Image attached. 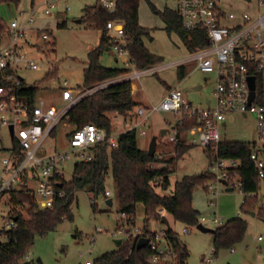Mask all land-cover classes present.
<instances>
[{"label": "rangeland", "instance_id": "obj_1", "mask_svg": "<svg viewBox=\"0 0 264 264\" xmlns=\"http://www.w3.org/2000/svg\"><path fill=\"white\" fill-rule=\"evenodd\" d=\"M33 1L38 5L40 0H20L17 5L0 4L2 24L7 27L14 18L19 22L24 21L31 13ZM149 1L158 10L164 8L167 3L166 0ZM255 3L256 0H251V2L220 0V7L226 13L252 15V11L256 10ZM64 4L69 7L66 13L62 9ZM94 5H96V0H63L57 15L53 14L51 17L36 22V27L47 31L49 38L46 41L30 38V43L35 45V48L20 43L26 57L35 61L38 66L36 71L22 73L25 87L36 89L39 96L58 97L62 82L66 81L73 91H84L79 87L82 84V72L87 62V53L98 45L100 31L82 22L81 18L84 9ZM20 12L23 13V17L18 16ZM260 12H264V7L260 9ZM138 18L142 25L149 28L151 40L146 39L148 49L154 56L161 58L162 63L153 66L155 71L147 77L133 81L138 86V91L133 92H138L133 96L134 99L138 100L141 97L148 106L153 107L162 101L168 88H179L190 90L184 94V97L197 108L202 109L206 101H213L212 93L217 85L214 74H202L194 71L192 65H186L187 74L183 80L178 81L176 68L156 70L160 65L164 66L185 58L188 54L187 49L176 34L168 35L162 30L160 20L152 15L144 1L139 4ZM57 22H63L64 26L57 28ZM101 64L107 68L123 66L121 63L115 65L113 57L108 52L102 55ZM257 79V98L264 106V73H258ZM196 87L200 89L192 90ZM129 114L128 116H131ZM107 117L110 119L112 132L118 134L124 130V127L120 125L123 118L116 120L117 114H107ZM178 119L179 116L170 112L152 113L148 125L140 126L137 132L138 148L147 151L151 140L155 138V155L162 161L172 157L174 143L170 141V137L174 134L172 129ZM72 129L70 125L59 124L55 129V137L51 136L46 139L42 151L52 153L65 149ZM162 130L166 131L164 136L160 135ZM174 131L176 133L175 129ZM180 138L186 146L190 147V150L173 166L175 170L169 178L171 186L184 176L200 173L212 174L214 180L208 183L205 189L196 187L193 190L191 204L192 208L199 213L197 218L217 217L223 224L234 218H240L246 222V232L240 242L228 248H220L213 254L212 234H203L195 227L175 222L167 215L168 227L188 251L187 264H264V217L258 215V210L264 206V180L259 179L258 193L255 198H252L253 202L250 207L243 211L241 205L244 196L237 185L232 187L236 178L232 177V182L226 186L232 187V191H227V188L220 184L216 175L213 174L212 163H208L202 149L191 144L187 131L182 132ZM220 140L264 144L258 141L256 122L252 115L244 118L239 114H227L220 129ZM10 147L11 139L6 128H3L0 131V161L10 157L8 151ZM72 171L73 164L70 163L66 167L64 179L70 180ZM31 187L33 188V185ZM170 190L163 194L167 195ZM105 192L109 193L108 198L103 195L98 196L93 201L94 209L91 206V195L86 191L77 192L71 206L73 221H65L54 231L35 238L27 253L33 263L37 260L40 264H85L87 261L92 263L101 255L115 251L117 249L115 241L124 242L127 237L134 238L133 226L127 225L128 228L119 229L121 216L115 196V185L110 173L106 176ZM157 192L161 193L158 189ZM107 200H111L110 206L106 204ZM8 211L5 199L2 198L0 200V228L6 223L5 218ZM151 221L152 219L146 227L147 230L153 228L159 232L167 228L162 224H151ZM134 226L139 227V230L142 228L145 230L141 206H138L136 210ZM183 228H188L190 233L182 234ZM211 229L215 230L216 227H211ZM258 237L261 241H257Z\"/></svg>", "mask_w": 264, "mask_h": 264}, {"label": "built area", "instance_id": "obj_2", "mask_svg": "<svg viewBox=\"0 0 264 264\" xmlns=\"http://www.w3.org/2000/svg\"><path fill=\"white\" fill-rule=\"evenodd\" d=\"M63 0H40L38 5L32 2L31 13L22 22L16 18L9 25L4 26L0 34V79L6 84L0 86V131L6 128L11 139L8 149L10 157L0 161V200L5 192L23 188L31 191L35 204L39 209L52 207L56 195L57 180L64 178L68 164L89 162L92 159L94 148H105L110 151L117 147L119 134L107 132L92 124H87L74 130L68 137L67 147L63 150L45 153L42 147L48 137L55 132L67 112L82 98L92 95L108 85L118 82L114 79L103 82L91 89L73 91L66 81L62 82L58 97L39 96L38 93L32 104L28 100L16 97V88L23 82L22 73L36 71L35 61L26 57L21 42L26 46L34 47L30 38L42 41L49 38L47 31L36 27L38 20L57 15L60 3ZM119 0H96L97 5L108 14L117 11ZM170 10L176 13L179 27L186 34L195 32L203 35L208 45L197 47L183 59L166 65H160L156 70L164 68H180L192 65L194 71L202 74H214L217 85L212 93L213 101L200 109L192 105L184 97L179 88L169 90L162 101L149 109L138 107L134 111L137 126L148 125L149 117L154 112H170L179 116L176 125L183 120H195L197 124L187 130V135L202 148L215 145L220 141V129L227 114H239L247 118L254 116L258 132V141L264 142V106L254 101L248 104L249 89L247 79L257 76L253 72L264 73V7L263 0H256L255 15L242 13H226L220 7V0H168ZM251 2V0H249ZM69 10L67 4L63 8ZM41 10V11H39ZM23 17V13L18 14ZM59 22L56 23V26ZM105 34L108 39L110 52L121 61L129 73L122 80H137L141 76L152 73L153 67L145 70H136L129 61L125 50L124 24L119 20L108 21L105 25ZM256 92V91H255ZM175 125V126H176ZM170 141L176 143V133ZM18 147V152L12 149V144ZM250 160L255 166L256 174L264 180V144L253 142ZM212 172L218 182L228 179L229 169L236 168L239 163L233 160L216 159L212 162ZM33 185V188L31 187ZM238 186V183L235 182ZM227 186V185H226ZM231 188V187H229ZM108 198L109 193H105ZM157 220L151 224H162L166 218L164 209H157ZM119 229L128 228V216L120 214ZM168 221V220H167ZM135 225V222H134ZM129 226L134 229V237L148 240L146 248L152 252L150 264H176L173 249L165 236V230ZM163 225V224H162ZM205 228L220 227L223 223L217 218H197V225ZM7 229L14 227L13 222H6ZM190 233L188 228L182 229V234ZM257 241H261L258 237ZM232 251V250H231ZM22 264H37L28 257ZM85 264H92L90 261Z\"/></svg>", "mask_w": 264, "mask_h": 264}, {"label": "trees", "instance_id": "obj_3", "mask_svg": "<svg viewBox=\"0 0 264 264\" xmlns=\"http://www.w3.org/2000/svg\"><path fill=\"white\" fill-rule=\"evenodd\" d=\"M20 0H0V4L17 5ZM146 2L150 12L159 18L165 25V32L174 33L189 53L197 47L207 46L208 43L200 33L186 34L179 27V19L175 12L168 8L162 11L154 7L149 0H119L117 11L108 14L97 3L85 8L82 22L100 31L98 45L87 53V67L82 72V84L79 89H91L103 82L118 79L128 73L126 69L107 68L100 63V58L110 51L105 34V25L108 21L119 20L124 24L125 50L129 61L136 70H145L162 63V59L152 55L145 47L143 39L151 40L150 32L139 26L138 8L141 2ZM63 22L57 24L62 28ZM4 26L0 21V34ZM187 74V67L177 68V79L181 81ZM257 76L256 72H253ZM255 82V86L256 83ZM6 84L0 79V86ZM171 90L168 88V91ZM37 90L27 88L20 82L16 88V97L28 100L32 104ZM257 105L260 100L254 101ZM137 104L131 96V82L122 80L96 91L90 96L82 98L73 106L62 119L63 124L70 125L74 130L84 125L92 124L99 128L111 131V122L107 114L126 116L133 111ZM195 120H184L176 125V143L174 155L169 159L160 160L156 155L149 157L147 151L137 145V132L132 129L119 135L117 147L107 151L105 148H94L92 159L89 162L78 163L73 166L70 180L59 178L56 186V195L51 208L39 209L31 191L18 188L4 193L6 205L9 209L6 222H13L14 227L7 229L6 223L0 228V264H20L25 258L37 236H44L56 229L65 221H73L71 206L75 195L79 191H86L93 201L100 195L105 196V180L110 173L115 185V196L119 205V214L128 216L127 224L134 225L138 206L143 209V224L146 227L152 219L157 220V209H164L175 222L195 227L199 213L192 208V193L196 187L206 188L214 180L209 173L188 175L171 186L170 175L174 172L173 166L190 150L180 134L195 126ZM55 137V132L51 134ZM70 134L68 135V137ZM253 144L250 142L220 140L215 145L204 148V155L208 163L216 159L233 160L239 163L234 169H229L226 184L236 178L238 187L243 194L241 209L250 207L252 198L258 193L259 178L256 169L250 160ZM12 149L18 152L15 143ZM232 188V187H231ZM157 189L161 192H157ZM170 192L165 195L163 192ZM258 215L264 217V207L258 210ZM246 232V222L240 218L228 220L217 227L212 234V253L220 248H228L240 242ZM165 236L173 249L176 264H187L188 251L182 245L177 235L167 227ZM137 237H127L120 242L117 249L105 253L93 260L92 264H150L152 252L148 248L136 250Z\"/></svg>", "mask_w": 264, "mask_h": 264}, {"label": "crops", "instance_id": "obj_4", "mask_svg": "<svg viewBox=\"0 0 264 264\" xmlns=\"http://www.w3.org/2000/svg\"><path fill=\"white\" fill-rule=\"evenodd\" d=\"M165 2H167V3H169L168 2V0H166ZM166 3V5L164 6V8H168V9H170V3H169V5ZM164 8H162L160 11H162ZM253 13H252V15H255V10H253L252 11ZM153 15V14H152ZM236 15H238V14H236ZM156 17V16H155ZM157 18V17H156ZM159 19V18H158ZM160 20V19H159ZM160 22H161V20H160ZM138 23H139V26L140 27H142V28H144V29H147V30H149V28L148 27H146L145 25H142V23H140L139 22V18H138ZM161 24H162V30H164L165 29V25L161 22ZM165 31V30H164ZM143 42H144V45H145V47H146V49L150 52V50L148 49V47H147V40L146 39H143ZM183 45V44H182ZM151 53V52H150ZM187 53H189L188 51H187ZM108 54H110L112 57H113V59H114V62H115V65H118V63H121V61L119 60V59H117L110 51L108 52ZM152 55H154L153 53H151ZM156 56V55H155ZM100 63H101V58H100ZM121 65H123L122 63H121ZM87 67V62H86V65H85V68ZM84 68V69H85ZM110 68H120V69H125V67H124V65L122 66V67H117V66H113V67H110ZM83 69V70H84ZM127 71H128V73L130 72L129 70H131V69H126ZM126 75V74H125ZM125 75H123V76H121L120 78H118L117 80H119V81H122V78L125 76ZM177 75V74H176ZM148 75H144V76H141L139 79H137V80H132V82H131V96H132V99H133V101L137 104V106L134 108V109H136V108H138V107H142V108H145V109H149L151 106H148L147 104H146V102L140 97V98H138V100H135L134 99V95L135 94H138V92L137 93H133L134 91H138V86L136 85V84H134L133 83V81H138V80H140L141 78H144V77H147ZM172 89H175V88H172ZM193 90V89H192ZM168 92V91H167ZM166 92V93H167ZM185 94V93H184ZM165 96V95H164ZM208 101H206V103H205V106L204 107H206L207 106V103ZM133 109V112H131V114H129V115H131V116H128V115H126V116H119V115H117V117L115 118L116 120L118 119V118H123L122 119V121H121V123H120V125H122L123 127H124V130L122 131V132H120V133H118L119 135L120 134H122V133H125V132H127V131H129V130H132V129H134V130H136V132H138L139 131V129H140V127L139 126H137V124H136V119H135V117L133 116L132 117V113L134 114V110ZM242 117H244V116H242ZM245 118V117H244ZM65 125H67V124H65ZM127 127V128H126ZM140 135H142L141 133H139ZM189 139H190V142L192 141V138L191 137H189ZM191 144L192 145H194V146H196V147H199V148H201L202 149V152L204 151V148H202V147H200V146H198L196 143H193V142H191ZM156 151V150H155ZM189 152V151H188ZM187 152V153H188ZM186 153V154H187ZM185 154V155H186ZM204 154V153H203ZM185 155H184V157H185ZM264 207V206H263ZM220 220V219H219Z\"/></svg>", "mask_w": 264, "mask_h": 264}, {"label": "water", "instance_id": "obj_5", "mask_svg": "<svg viewBox=\"0 0 264 264\" xmlns=\"http://www.w3.org/2000/svg\"><path fill=\"white\" fill-rule=\"evenodd\" d=\"M245 1H249V0H245ZM247 85H248V89H249L248 104L250 105V104L254 101V98H255V95H256V92H255V91H256L255 79H254L253 77H249V78L247 79ZM199 89H200V87H196V88H194L193 90H199ZM189 91H190V90H187V89H183V90H182L183 93H187V92H189ZM165 133H166V131H165V130H162L161 133H160V135H161V136H164ZM155 150H156V139L153 138V139L151 140L150 144H149V147H148V150H147V155H148L149 157L154 156V155H155ZM221 184H222L223 186H225V187H226V185H227L225 181H221ZM226 188H227V189H226L227 191H232V188H228V187H226ZM106 204H107L108 206H110V205H111V200H107V201H106ZM161 223H162L163 225H165L166 227H168V221H167V219L162 218V219H161ZM196 229H197V231H199V232H201V233H203V234H213V233H214V230H212V229H208V228H205V227H203V226H201V225H198V226L196 227ZM119 244H120V241H115V245H116V247H118ZM147 244H148V240H147V239L140 238V239H138L135 248H136V250H140V249L145 248ZM36 263H37V264H40V261L37 260Z\"/></svg>", "mask_w": 264, "mask_h": 264}]
</instances>
